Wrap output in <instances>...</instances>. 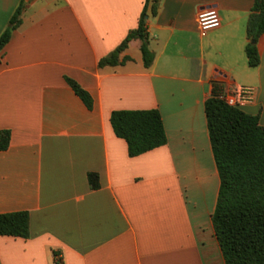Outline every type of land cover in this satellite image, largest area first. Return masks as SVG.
<instances>
[{"label": "crops", "instance_id": "crops-1", "mask_svg": "<svg viewBox=\"0 0 264 264\" xmlns=\"http://www.w3.org/2000/svg\"><path fill=\"white\" fill-rule=\"evenodd\" d=\"M20 1L0 0V34ZM23 1L0 54V129L10 131L0 213L27 211L30 235H0V264H225L204 105L215 83L251 86L254 101L241 108L264 126V34L259 65L245 53L254 0H149L148 67L139 39L120 64L98 66L137 27L145 0ZM210 7L220 26L202 36L197 13ZM122 109H158L166 143L129 156L110 123Z\"/></svg>", "mask_w": 264, "mask_h": 264}, {"label": "trees", "instance_id": "trees-1", "mask_svg": "<svg viewBox=\"0 0 264 264\" xmlns=\"http://www.w3.org/2000/svg\"><path fill=\"white\" fill-rule=\"evenodd\" d=\"M138 25L130 30L121 43L98 61V66H115L122 61L120 53L132 39L141 41L140 50L145 67L151 65L154 54L148 47L146 9ZM24 8L21 0L0 34V54L20 22ZM155 11V10H154ZM246 23L249 39L245 46L247 63L256 67L260 55L256 42L264 34V0H254ZM254 41V42H253ZM67 83L92 108L93 99L75 80L65 77ZM222 88L215 83L212 95L204 109L212 152L220 178L215 210L212 215L215 235L225 264H264V126L259 116L229 106L218 98ZM114 134L127 143L129 156H137L167 141L162 117L158 109L114 110L110 115ZM10 131L0 129V151L9 145ZM92 188L99 186L98 175L88 174ZM0 235L28 238L29 214L27 211L0 213Z\"/></svg>", "mask_w": 264, "mask_h": 264}, {"label": "built area", "instance_id": "built-area-1", "mask_svg": "<svg viewBox=\"0 0 264 264\" xmlns=\"http://www.w3.org/2000/svg\"><path fill=\"white\" fill-rule=\"evenodd\" d=\"M197 29L200 35L220 26V17L216 8L210 7L203 9L197 13L196 17ZM255 90L251 86H237L221 90L218 98L229 106L242 107L254 101Z\"/></svg>", "mask_w": 264, "mask_h": 264}, {"label": "water", "instance_id": "water-1", "mask_svg": "<svg viewBox=\"0 0 264 264\" xmlns=\"http://www.w3.org/2000/svg\"><path fill=\"white\" fill-rule=\"evenodd\" d=\"M254 42V41H253Z\"/></svg>", "mask_w": 264, "mask_h": 264}]
</instances>
